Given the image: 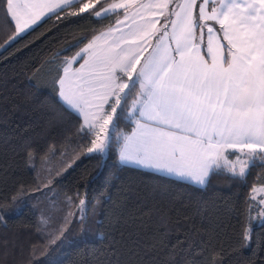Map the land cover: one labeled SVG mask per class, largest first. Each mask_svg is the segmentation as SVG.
<instances>
[{
    "label": "snow or ice",
    "instance_id": "snow-or-ice-1",
    "mask_svg": "<svg viewBox=\"0 0 264 264\" xmlns=\"http://www.w3.org/2000/svg\"><path fill=\"white\" fill-rule=\"evenodd\" d=\"M73 4L74 0H53L40 7L56 16L57 21L70 22L69 18L76 17L101 23L115 18L114 25L91 39L89 33L67 45L61 52L79 48L70 58L60 59L58 53L49 61L58 62L51 89L61 109L53 111L49 126L60 121L65 112L76 114L74 135L91 144L85 154L104 155L118 148L121 163H134L169 176L189 177L202 186L208 182L210 173L243 181L252 168L264 167V0H199V3L159 0L156 4L139 6L128 0H79L78 10L69 11ZM134 7L152 9L154 16L163 18V24L156 28L149 21L135 33H129L138 39L129 40L121 35L104 57H96V41L119 32L124 21L118 17L123 14L127 18ZM60 13L66 15L61 17ZM45 15V11H40L23 19L15 0H0V34L8 33L0 49L14 46L25 34H30L33 25ZM153 36L156 48L141 63L146 50L143 45H149ZM166 39L173 44L164 43ZM85 40L86 46L80 47ZM90 63L92 68L86 77L83 73ZM76 64L79 66L74 68ZM36 70L39 71V66ZM30 79L34 86H39L34 77ZM92 81H99V90ZM113 117L117 121L134 120L139 132L123 137L121 145L118 134L108 131ZM58 153L62 155L63 149L54 144L47 145L40 155L30 142L26 143L25 162L37 172L38 186L32 192L23 187L18 189L10 197V208L0 204V223H6L4 217L10 211L22 207L36 212L37 230L44 233L49 245L55 246L53 250L68 242L65 232L69 217H75L84 230L95 211L93 201L86 202L79 192L74 197L65 196L63 201L57 199L54 184L59 183L62 171L53 173L46 165L48 155ZM230 155L234 159H229ZM40 171L47 173L43 179ZM251 191L255 193L257 189ZM41 204L47 207L42 208ZM59 204L64 205L65 212L61 224L52 215ZM256 205L259 216H250V206L246 210L249 219H258L264 226V199ZM71 208L75 211H69ZM171 223L166 213L160 215L162 236L169 234ZM252 239L253 230L246 221L239 247H249ZM180 245L191 249L187 239L171 247L162 246L164 264H180L184 251H177ZM3 247L0 264H5L9 255L7 241ZM35 251L33 247L20 264H34ZM204 264L219 262L212 255Z\"/></svg>",
    "mask_w": 264,
    "mask_h": 264
},
{
    "label": "trees",
    "instance_id": "trees-1",
    "mask_svg": "<svg viewBox=\"0 0 264 264\" xmlns=\"http://www.w3.org/2000/svg\"><path fill=\"white\" fill-rule=\"evenodd\" d=\"M78 4L68 10L77 11ZM49 16L14 46L0 49V204L10 208V197L18 189L32 192L38 186L37 172L25 162L24 145L30 142L40 155L49 144L63 149L62 155H48L46 165L53 173L62 171L59 183L54 184L58 195L74 197L79 192L86 202L93 201L95 211L84 230L74 223L68 242L58 250L37 230L36 212L27 207L10 211L4 217L6 223H0V253L5 251L4 241L8 242L5 264H20L33 247L34 264H164L162 246L186 239L191 249L187 245L177 248L184 249L180 264H204L212 255L219 264H264V226L258 219L250 220L246 211L251 206L250 216H259L257 201L250 196L252 188L264 187V167L252 168L243 181L210 174L208 182L199 186L125 165L119 161L118 148L105 155L85 154L91 144L74 135L76 114L65 112L60 121L49 126L53 111H61L51 89L58 62L49 61L58 53L60 59L70 58L79 48L61 50L89 33L91 39L113 26L115 19L96 23L71 17L68 22ZM7 34H0V43ZM87 43L85 40L80 47ZM33 77L38 87L33 85ZM105 110L110 111L107 106ZM133 127L134 120L113 117L109 134L115 131L122 145ZM46 175L40 171L41 179ZM164 213L172 222L166 237L159 225ZM246 221L253 239L249 247L240 248Z\"/></svg>",
    "mask_w": 264,
    "mask_h": 264
},
{
    "label": "crops",
    "instance_id": "crops-1",
    "mask_svg": "<svg viewBox=\"0 0 264 264\" xmlns=\"http://www.w3.org/2000/svg\"><path fill=\"white\" fill-rule=\"evenodd\" d=\"M77 1H79V0H74V3ZM52 2H53V0H15L16 5L18 6V12L23 19H28L32 14H35V13L40 12V11L46 12V15L41 17V20L37 21V24H39L43 19H45L49 15H51V13H47V10L40 7V6H42L44 4H49ZM128 2L139 6V5L156 4L157 0H128ZM162 19L163 18H161V17L154 16L153 10L150 8H147V7H134L132 9H130L128 17L125 18V16L123 15L120 19V20L124 21V23L122 25H120V31L119 32H113L111 35L102 36V37H100L99 40L96 41V48L94 50V55L96 57H101V58L104 57L108 52L109 46H112L114 41L118 40L121 37V35H123L126 39H129V40L138 39V37L129 35V33H135L139 26L146 25L149 21L155 23L156 28H160L162 25V22H161ZM157 20L159 22H156ZM36 25H33V27ZM104 31H106V30H104ZM104 31H102V32H104ZM169 32H171L170 28H169ZM98 35H99V33L96 36H98ZM156 43H157L156 37L153 36L152 39L149 41V45H143V47L146 48V50L144 51L143 56L141 57V63L144 62V59L146 57H148L150 53H153V50L156 48ZM164 43L173 44L172 41L167 40V39L164 41ZM162 47H163V44H161V48ZM86 59H87V57H86ZM80 63H83V60H81ZM78 66H79L78 64L73 65L74 68L78 67ZM96 67L100 70H103L102 68H100L99 64H97ZM91 68H92L91 63H90V65L86 66L84 73H83L86 77H87V74L89 73V71L91 70ZM133 79H135V77ZM92 85L94 87H96L97 90H99V81H92ZM133 131L139 132V130L137 129V125H136L135 121H134L133 130L127 136H131ZM131 147H133V148L135 147V141L133 142ZM123 164L143 168L146 170L154 171V172L169 176L168 174H166L164 172H158L155 169L145 168L142 166H138L134 163L129 162V163H123ZM171 177H175L178 179L188 181V182L193 183L195 185H199V184L195 183L193 180H191V178H189V177H178L175 175H171ZM199 186H202V185H199Z\"/></svg>",
    "mask_w": 264,
    "mask_h": 264
},
{
    "label": "rangeland",
    "instance_id": "rangeland-1",
    "mask_svg": "<svg viewBox=\"0 0 264 264\" xmlns=\"http://www.w3.org/2000/svg\"><path fill=\"white\" fill-rule=\"evenodd\" d=\"M158 2H159V0H157V3ZM197 2H198V0H197ZM210 7L211 6H209V10H210ZM111 127H112V125L109 126L108 131H110ZM229 159H234V156H231L230 155L229 156ZM255 188L257 189V191L255 193H252V196H253V198L256 201H259V200H261V199L264 198V190H262V189H264V187H262V186L259 187L258 186V187H255ZM64 197L65 196L61 197V196L58 195L57 199L60 200V201H63ZM40 206L42 208H46L47 207L46 204H41ZM63 208H64V205L63 204H59L58 207L56 209H54L53 212H52V215L54 216L55 221H56L57 224L64 223V221L62 220V217L65 215V212L62 210ZM69 211H73L74 212L75 211V208H71V209H69ZM69 221H70V223H67V225H66V227H67L68 230H67V232H65V236L67 237V239L70 238V237H68L69 236V233H70L69 230L70 229L73 230V225H74L75 222H77L76 219H75V217H69ZM58 242L59 241H57V243Z\"/></svg>",
    "mask_w": 264,
    "mask_h": 264
}]
</instances>
